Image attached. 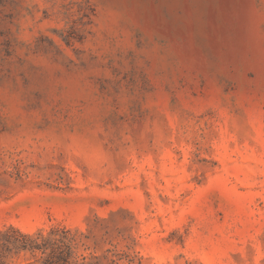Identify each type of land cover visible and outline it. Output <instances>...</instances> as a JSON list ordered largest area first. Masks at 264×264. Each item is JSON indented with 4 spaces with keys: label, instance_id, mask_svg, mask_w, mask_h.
Here are the masks:
<instances>
[{
    "label": "rangeland",
    "instance_id": "obj_1",
    "mask_svg": "<svg viewBox=\"0 0 264 264\" xmlns=\"http://www.w3.org/2000/svg\"><path fill=\"white\" fill-rule=\"evenodd\" d=\"M10 226L73 264H264V0H0Z\"/></svg>",
    "mask_w": 264,
    "mask_h": 264
},
{
    "label": "trees",
    "instance_id": "obj_2",
    "mask_svg": "<svg viewBox=\"0 0 264 264\" xmlns=\"http://www.w3.org/2000/svg\"><path fill=\"white\" fill-rule=\"evenodd\" d=\"M59 231L53 228L47 235L40 231L34 236L10 226L0 234V264H7L9 254L21 251L39 252L42 264H73L76 234L65 228Z\"/></svg>",
    "mask_w": 264,
    "mask_h": 264
}]
</instances>
